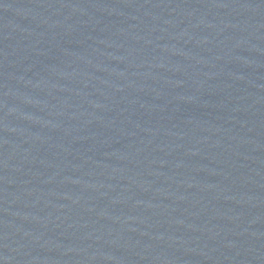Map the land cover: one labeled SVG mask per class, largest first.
Returning <instances> with one entry per match:
<instances>
[{"label": "water", "instance_id": "water-1", "mask_svg": "<svg viewBox=\"0 0 264 264\" xmlns=\"http://www.w3.org/2000/svg\"><path fill=\"white\" fill-rule=\"evenodd\" d=\"M0 264H264V81L28 217L0 237Z\"/></svg>", "mask_w": 264, "mask_h": 264}]
</instances>
